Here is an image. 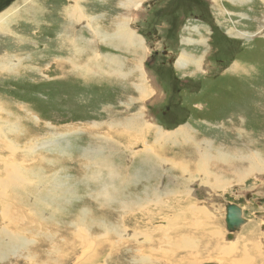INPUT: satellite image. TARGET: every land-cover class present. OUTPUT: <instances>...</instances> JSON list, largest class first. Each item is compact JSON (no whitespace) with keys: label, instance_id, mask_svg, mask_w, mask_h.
Wrapping results in <instances>:
<instances>
[{"label":"rangeland","instance_id":"374dc122","mask_svg":"<svg viewBox=\"0 0 264 264\" xmlns=\"http://www.w3.org/2000/svg\"><path fill=\"white\" fill-rule=\"evenodd\" d=\"M29 1L0 0V14L12 23L0 28V64L21 60L0 71V120L20 124L8 135L14 145L29 148L32 140L36 148L51 147L13 155L0 150V228L26 241L20 248L0 236V264H82L92 255L95 264H264V0L80 1L85 19L107 34L124 19L139 51L135 60L125 46L129 54L119 56L118 41L112 55L71 11L64 18L59 9L71 7V0H32L37 14L31 18L24 12ZM120 2L137 7L125 14ZM16 8L22 12L15 17ZM82 27L116 65L99 55L85 70L83 58L66 77L56 62L66 51L72 59L87 52ZM179 58L189 62L181 71ZM137 125L147 153L136 154L143 143L123 136L129 128L138 135ZM181 126L190 128L198 150L205 143L199 154L187 138L156 135L159 128L171 135ZM145 154L160 168L144 172L137 161ZM13 163H23L22 169L14 172ZM40 199L49 205L40 206ZM230 203L246 220L231 240L224 225ZM83 210L91 213V228L77 234L71 225ZM95 243L103 249L96 251Z\"/></svg>","mask_w":264,"mask_h":264},{"label":"bare ground","instance_id":"6f19581e","mask_svg":"<svg viewBox=\"0 0 264 264\" xmlns=\"http://www.w3.org/2000/svg\"><path fill=\"white\" fill-rule=\"evenodd\" d=\"M29 0H22V3H27ZM32 1V0H31ZM29 1L30 3L28 4V6H27V9H25L24 10V12H25V15H27L29 18H31L30 16H31V14H37V10L33 7H31L32 5H34V1ZM72 1V3L73 4H71L70 6L71 7H69V8H65V9H59V13L61 12V14H64V18H66V16L68 15L67 14V11L69 12V11H71V13H73L74 14V17L75 16H77L78 18L80 17V19L82 20V19H84V21H83V23H85V25L86 26H88L90 23H89V21L88 20H86L85 19V17H84V12H83V10H84V8L82 7H80L79 6V4H80V1H82V0H71ZM132 1V3H134L135 2V0H131ZM146 1H148V0H146ZM124 3V4H123ZM120 2L119 4H121V5H119V8H120V6H124V5H126V11H124V13L125 14H127L128 13V11H129V9L131 8V9H133L134 7H137V6H134V7H131V5L129 6V4H127L126 2ZM23 5V4H22ZM142 5V4H141ZM71 8V9H70ZM17 9V8H16ZM15 9V11H14V13H16V15H15V17L16 16H19L20 14H21V12H20V10H16ZM7 13H2V14H0V28L1 27H3V29L5 28V26L7 25V24H9V23H11V22H9L8 23V21H7V18H6V15ZM10 15V14H9ZM8 15V16H9ZM70 15V14H69ZM90 19V18H89ZM93 19V18H92ZM124 21V19H121L120 21H117L115 24H114V30H113V32L112 33H109V34H107L104 30H102L100 27H97V26H94V25H92V24H90V27L92 28V30L95 32V34L97 35V37L98 38H100L101 39V41H102V44L105 46H109L110 47V49L108 48L107 50L113 55V50H114V48H111V45L113 44V42H115V41H118L120 44H121V46H127L128 48H130V47H132V46H134L136 43H135V38H134V36L129 32V30H128V24L126 25L125 24V22H123ZM68 23H70V22H65V21H62V23H61V25H63V26H68ZM2 24H4V26L2 25ZM12 24V23H11ZM93 26V27H92ZM2 29V30H3ZM111 34H113V35H111ZM68 43V42H67ZM107 48V47H106ZM51 55H53V53H50ZM100 55V54H99ZM101 56V58H103L104 59V61H102V63H106L107 65H109V64H111V65H116L115 63H116V60L114 61V59H112V58H116V57H112V56H109L108 54H104V55H100ZM181 56L183 57V58H186L185 56H186V53H182L181 54ZM5 57V56H4ZM110 58V59H109ZM6 59V58H5ZM20 58H17V59H15V63L12 65L11 64V62H8L7 64H6V66L5 65H2V64H0V71L2 70V69H4V71H7V72H10V68H8V67H12V68H15V67H17L19 64H20V61H18ZM200 61H201V59H198L196 62H195V64L197 65V66H199L200 65ZM186 63H189L186 59H184V61H183V59L182 58H179L177 61H176V68H178L180 71H181V69H185V67H184V65L186 64ZM74 65V64H73ZM118 65H119V62H118ZM79 68H80V66H79ZM144 71V70H143ZM15 71L14 72H11V73H9V74H12V75H15ZM6 74V73H5ZM142 88V87H141ZM156 91V90H155ZM141 93H142V89H141V91H140ZM153 92H154V90H153ZM152 92V93H153ZM156 93H157V91H156ZM130 118V117H129ZM132 118V117H131ZM133 119H136V118H133ZM3 120V119H2ZM2 120H0V141L1 142H7V144L8 145H6V146H4V145H1L0 144V150H5L6 152H8L9 154H11V155H13L15 152H17V151H19L20 152V150H24L25 152H31L33 149L35 150V149H39L41 146H38L37 148L36 147H34L35 145H32V144H37L36 142L37 141H29L30 143L29 144H31V146L29 147V148H22V147H18L17 145H14V143H12L9 139H8V135L13 131V132H15L16 131V129H17V131L16 132H18L19 131V129H20V124H12V125H8L6 122H4V120L2 121ZM137 121V120H136ZM135 121V122H136ZM135 122L134 123H132V124H135ZM3 123H5V128H4V130L2 131V125H3ZM6 124H7V127H6ZM125 124V123H124ZM121 125V124H120ZM129 125V124H128ZM206 125V124H205ZM137 126H139V125H137ZM146 127H145V133L148 135V132L150 131V129H151V124L149 123V125H145ZM188 126V125H187ZM187 126H181L180 128H178V129H175V131L173 132V133H171V135H169L168 133H166V132H168V131H164V130H161L160 128L159 129H157V132H156V135H157V137L160 139V140H162V138L164 139V138H166V139H171V138H173V139H178V138H182L184 141H185V138H187L188 140H190V141H192L194 144L193 145H195L196 146V148L195 149H197V151H198V154H199V151H200V148H201V146L203 145V144H205V143H203V144H201L200 146H198L199 147V150H198V148H197V143H195V141L196 140H194L193 138H195V136L191 133V131H190V128H188ZM128 127V126H127ZM149 128V129H148ZM127 129V128H126ZM128 131H129V134L130 135H128V134H123V136H125L124 138H128V137H130V138H133V139H135V140H138V141H141L142 143H143V145H144V147H143V149L141 148L142 146H140V147H138V148H136V150L134 151V152H137L136 154H138V153H147L148 151H150V146L148 145V143H147V141H146V134L144 133V130L143 131H141V127L139 126V129L137 130V132H141V134H144V138L142 139H138L137 137L139 136V134H140V132L138 133V135H134L133 136V134H132V131H134V129H128ZM160 131H162V133L160 132ZM13 135V134H12ZM58 135H63L62 133L61 134H58ZM194 136V137H193ZM56 137H58V136H56ZM53 138H55V137H53ZM41 139V138H40ZM196 139V138H195ZM38 140V139H37ZM72 141V140H71ZM136 142V141H135ZM187 142V141H186ZM198 142H201V141H198ZM112 143V145H117V144H119V142H115V141H112L111 142ZM47 144V145H46ZM69 144V145H68ZM71 144L72 143H69V140L67 141V145L68 146H71ZM42 145V144H41ZM48 145H50L49 143H45L41 148H48ZM134 146V144L131 142V143H129L128 145H127V147H126V150H128V148L130 149V147H133ZM50 147H51V145H50ZM71 149L69 148V151H70ZM133 150V149H132ZM258 151V150H257ZM96 152V151H95ZM97 153H99V152H97ZM11 155L10 156H8V158L9 157H11ZM201 157H202V155H200ZM216 156V155H215ZM239 156V155H238ZM238 156H237V158H238ZM252 156V155H251ZM250 156V157H251ZM97 157V156H96ZM99 157V156H98ZM153 157V156H152ZM152 157L151 156H149V154H145L144 155V158H141V159H138V161H137V164L138 165H142V168L141 169H143L144 170V172L145 171H147L151 166L154 168V167H157L158 169L160 168L159 167V165H158V163L160 164V162H158L157 161V159L155 160V159H152ZM249 157V158H250ZM12 158V157H11ZM11 158H9V159H11ZM0 159L2 160V159H4L3 158V156H1L0 157ZM6 159V158H5ZM158 159H161V161H165V162H167L168 161V159H165V158H158ZM248 160V157H246L245 158V156L244 155H241L240 156V160L241 161H244L245 160V162ZM7 160V159H6ZM13 160V159H12ZM221 160L223 161V163H226V161L223 159V157H221ZM8 161V160H7ZM92 162V161H91ZM209 162V161H208ZM12 164V163H11ZM216 164V163H215ZM229 164V163H228ZM7 165V164H6ZM13 165H16V166H13V170L15 169V168H18V169H22V165H23V163H21V164H16V163H13ZM98 165H100V164H98ZM237 165V164H236ZM235 165V166H236ZM263 165V164H262ZM96 166V165H95ZM9 167H10V164H9ZM12 167V166H11ZM107 167V166H106ZM136 167V166H135ZM203 167V166H202ZM201 168V167H200ZM204 168V167H203ZM101 169V168H100ZM121 169V168H120ZM133 169H135V168H133ZM252 170V169H251ZM94 171V170H93ZM185 171H186V169H185ZM14 172H15V170H14ZM102 173H103V170L101 171ZM141 172V171H140ZM139 172V173H140ZM237 172V171H236ZM113 173V172H112ZM118 173H119V171H118ZM120 173H123V172H120ZM22 175V174H21ZM235 175L237 176V174L235 173ZM101 176V175H100ZM122 176V175H121ZM14 177H17V175H16V173H15V176ZM8 178V177H7ZM7 178H6V180H7ZM105 178H107V177H105ZM218 177H216V181L215 182H217L218 184H224L223 182H219V180L217 179ZM24 179H26V177L24 178ZM96 179H98V177L96 178ZM2 180V179H1ZM104 180V179H103ZM8 181V180H7ZM29 181V180H28ZM32 181V180H31ZM31 181H30V183H31ZM97 181V180H96ZM100 181L101 180H99V183H100ZM1 182V181H0ZM3 182H6V181H3ZM17 182V181H16ZM25 182H26V180H25ZM34 182V181H33ZM35 183V182H34ZM33 183V184H34ZM103 183H104V181H103ZM211 183V182H210ZM10 184V183H9ZM107 184V183H106ZM116 184V183H115ZM108 186H109V184H107ZM115 186V185H114ZM113 186V187H114ZM116 186H117V184H116ZM119 186V185H118ZM109 189H110V187H109ZM114 189H115V187H114ZM112 192V191H111ZM103 194H105V191H104V193ZM105 195H107V197L109 198V200H110V195L109 194H105ZM158 197V196H157ZM55 196H53V197H50V198H48L49 200H52V203L55 201ZM159 198V197H158ZM44 201H45V199H40L39 200V205L40 206H47V205H49V204H44ZM102 202H104V201H102ZM120 202V201H119ZM104 204V203H103ZM1 209H5V207L4 206H1ZM89 211L88 210H86V211H84L83 210V213H82V215H80V214H78L79 216L77 217V220H76V222L74 223V224H72L71 226H73V228H74V232L75 233H77V234H80L82 231H86L87 229H90L91 228V226L89 225L90 223H91V218L88 220V218H89ZM44 215H46V214H48V212H44L43 213ZM91 214V213H90ZM82 220H83V222H84V224H82ZM93 220V219H92ZM103 226V225H102ZM103 227H105V226H103ZM169 227V226H168ZM87 228V229H86ZM160 228H162L161 229V231L163 232V230H165V225H161L160 226ZM115 230L116 229H114L112 232H115ZM0 236H5V237H7V239H10V240H12V242H14L15 243V245H17V247H20V248H22V246H25L26 244V241H24V239H21V238H19V234L18 233H15V232H13V234H7L6 232H5V230L3 229V228H0ZM170 232H172V227H169L168 228V234L170 233ZM116 234H118V233H116ZM76 235V234H75ZM28 242V241H27ZM52 242V241H51ZM50 242V243H51ZM38 243H40V244H44V243H46V242H44V241H38ZM72 243V242H71ZM68 244H70L69 242H65L64 243V245L63 246H66V245H68ZM96 244V245H95ZM94 244V247H96L97 248V250L96 251H101L103 248L100 246L101 245V243H95ZM62 246V247H63ZM90 246L91 245H89V244H86L84 247H83V249H81L82 250V253H81V255L83 256V254L88 250V249H90ZM100 246V247H99ZM17 247H15L14 249H16ZM93 247V248H94ZM150 249V248H149ZM147 251L145 250V248H142V250L140 251V254H143V255H141L140 257L141 258H143V260H142V263H146L147 262V258H149V256L147 255V253H146ZM151 252V251H150ZM73 253V252H72ZM86 260L82 263V264H95V261H97V259H98V256L97 255H92V256H89V257H87V258H85ZM158 261H156V263H157ZM215 262V261H214ZM155 263V264H156ZM218 263V262H217ZM115 264H126L125 263V261L124 260H122V262L121 261H116L115 262Z\"/></svg>","mask_w":264,"mask_h":264},{"label":"crops","instance_id":"0c3cea01","mask_svg":"<svg viewBox=\"0 0 264 264\" xmlns=\"http://www.w3.org/2000/svg\"><path fill=\"white\" fill-rule=\"evenodd\" d=\"M146 2H143V4L142 5H144ZM73 4V3H72ZM98 20H99V18H98ZM70 25L72 24L71 22L69 23ZM95 25H98V23H95ZM131 27V26H130ZM141 29V28H140ZM132 30V29H131ZM139 30V29H138ZM72 31V30H71ZM132 31H134L135 33L137 32V29H135V30H132ZM79 33H81V35L83 34L84 35V37L85 38H87L88 40H90L89 41V43H90V45L87 47V52H82L81 51V54L79 55V57L77 58V59H72V58H74V56L72 55L71 56V58H69V52H67L66 51V54H65V56H63V54H59V58H58V60H57V62H56V64H58V65H61V67L62 68H64L65 69V72H66V74H65V76L67 77L68 75H69V72H73L74 71V68H76V67H79L80 66V64L82 63V61H83V58H84V64H85V66H84V69L86 70V69H89L90 68V66H89V68H88V66H87V64H88V62L90 63V60L92 59L94 62H99L100 61V57H99V54H100V52H101V50H102V47H100V44H99V42L97 43V42H95V41H92L93 39H94V33L91 31V30H88V29H86L85 27H82L81 28V31H79ZM70 35V34H69ZM92 36L93 37V39H90V38H88L89 36ZM138 36V35H137ZM79 37H81V36H79ZM140 37V36H139ZM82 38V37H81ZM141 38V37H140ZM76 40H77V42H76V48L79 46V44H80V38L78 39V38H75ZM88 44V42H87V40H83V44H82V47L83 46H85V45H87ZM141 46L142 47H144L143 45H146L147 43L145 42H141ZM68 45H69V43H68ZM96 46V49L97 50H90V48H94ZM71 47V49H73L72 47L73 46H70ZM104 47V46H103ZM123 46H121V49L120 50H118V54H119V56L120 57H122V53H124V57L125 56H127L128 54H129V51L128 50H125L124 51V49L122 48ZM127 47V46H126ZM141 47V48H142ZM83 48H85V47H83ZM105 48V47H104ZM130 49V51H135V55H133V58H134V60L138 57V53L137 52H139L137 49L135 50V49H132V47H130L129 48ZM98 50H100V51H98ZM140 52H141V50H140ZM57 55V54H56ZM61 56H63L62 58H61ZM130 60L132 59V58H129ZM64 60H65V65H64ZM71 60V63H72V66L71 67H67V64L69 63V61ZM72 60H74V64H75V66L73 65V62H72ZM69 68H71L70 70H69ZM124 68H126V65H124ZM69 70V71H68ZM68 71V72H67ZM88 75V74H87ZM230 204H232V203H230ZM235 205V204H234ZM237 206V205H236Z\"/></svg>","mask_w":264,"mask_h":264},{"label":"water","instance_id":"95a60500","mask_svg":"<svg viewBox=\"0 0 264 264\" xmlns=\"http://www.w3.org/2000/svg\"><path fill=\"white\" fill-rule=\"evenodd\" d=\"M224 225L228 232L229 240L233 239L246 220L242 217V211L234 204H225Z\"/></svg>","mask_w":264,"mask_h":264},{"label":"flooded vegetation","instance_id":"af4514ba","mask_svg":"<svg viewBox=\"0 0 264 264\" xmlns=\"http://www.w3.org/2000/svg\"><path fill=\"white\" fill-rule=\"evenodd\" d=\"M156 54H157V53H154V56H156ZM153 59H154V58H153ZM151 61H152V60H147V61H146L147 66H150V65L152 64ZM156 66H157V65H155V67H156ZM157 67H158V66H157ZM157 67H156V69H157ZM160 87H161V86H160ZM160 87H159V88H160ZM150 117H154V116H150ZM154 118H155V117H154ZM162 118H164V117H162ZM155 119H156V118H155ZM158 123H159V122H158L157 120H155V124H158Z\"/></svg>","mask_w":264,"mask_h":264}]
</instances>
